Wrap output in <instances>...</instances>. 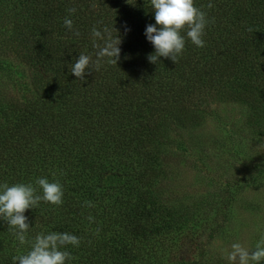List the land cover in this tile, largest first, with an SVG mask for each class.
Masks as SVG:
<instances>
[{
	"label": "trees",
	"instance_id": "16d2710c",
	"mask_svg": "<svg viewBox=\"0 0 264 264\" xmlns=\"http://www.w3.org/2000/svg\"><path fill=\"white\" fill-rule=\"evenodd\" d=\"M129 2L0 0V35L13 58L0 60L7 72L0 80V184L31 183L42 194L37 178L59 181L62 205L41 201L25 212L27 239L76 235L79 247L61 249L73 257L66 264H205L203 243L220 222L188 246L187 229L199 235L200 212L171 197L179 186L172 167L189 141L201 145L197 130L215 114L211 102L244 107L249 121L264 118V0H195L209 20L205 46L182 33L177 64L148 60L155 49L145 30L155 24L154 9L150 0ZM105 26L121 37L118 64L105 62L78 80L70 66L80 53L95 59L91 30ZM225 191L223 219L231 201ZM215 206L213 198L208 207ZM30 247L0 219V264Z\"/></svg>",
	"mask_w": 264,
	"mask_h": 264
},
{
	"label": "rangeland",
	"instance_id": "374dc122",
	"mask_svg": "<svg viewBox=\"0 0 264 264\" xmlns=\"http://www.w3.org/2000/svg\"><path fill=\"white\" fill-rule=\"evenodd\" d=\"M1 37L0 60L13 61ZM6 73L0 68V80L4 81ZM210 107L215 114L206 115L197 130L202 135L201 145L189 141L176 166L172 167L179 186L172 189L171 197L199 209V235L191 236V229H187L190 248L205 241L209 226L220 222L214 237L203 243L205 264H228L223 258L225 249L230 250L235 242L252 249L264 232V118L246 120V108L233 104L211 102ZM242 178L254 179L244 181ZM226 189L231 192V201L223 219L221 207ZM213 198L217 202L215 211L208 207ZM186 253L193 258L192 252Z\"/></svg>",
	"mask_w": 264,
	"mask_h": 264
},
{
	"label": "clouds",
	"instance_id": "9594fccd",
	"mask_svg": "<svg viewBox=\"0 0 264 264\" xmlns=\"http://www.w3.org/2000/svg\"><path fill=\"white\" fill-rule=\"evenodd\" d=\"M150 5L154 9L155 24L146 27L145 35L155 49L148 56L151 63H158L159 58L164 57L177 64L185 48V36L182 35L185 32L195 46H205L202 37L209 20L207 14L196 7L195 0H150ZM92 7L95 8L96 5L93 4ZM207 7L210 9L213 4L209 3ZM75 11V8L68 9L70 13ZM211 22H215L214 18ZM64 25L69 30L73 29V21L68 17L64 18ZM248 31L251 32L252 29L249 28ZM74 34L80 35L79 31ZM91 36L93 47L97 49L95 59L80 53L70 66L71 73L81 81L85 79L86 70L90 75L93 71L98 72L103 63L116 65L120 59V35L114 38L112 31L105 26L102 31L93 27ZM98 41H103V44ZM35 185L42 190V194H37V187L31 183H16L11 186L8 183L0 184V219L7 222L8 229L13 232L20 245L31 244L26 254L12 257V264H66L73 257L70 252L61 249L69 244L79 247L81 240L76 235L67 232H41L32 241L27 239L30 223L25 212L30 208H37L41 201L57 206L63 203L64 192L59 181L49 182L47 178H37ZM86 203L92 206L90 202ZM88 219L93 220L91 216ZM223 258L228 264H261L264 261V232H261L254 248L249 249L235 242L231 244L230 250H224Z\"/></svg>",
	"mask_w": 264,
	"mask_h": 264
}]
</instances>
